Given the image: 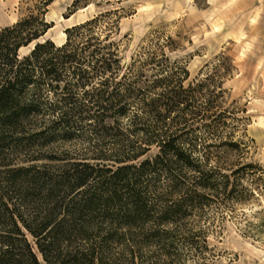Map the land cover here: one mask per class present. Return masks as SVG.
<instances>
[{
	"label": "rangeland",
	"instance_id": "rangeland-1",
	"mask_svg": "<svg viewBox=\"0 0 264 264\" xmlns=\"http://www.w3.org/2000/svg\"><path fill=\"white\" fill-rule=\"evenodd\" d=\"M41 1L0 0V29L29 16H40L51 26L38 40L19 48L20 58L27 56L36 42L49 40L62 45L65 29L89 23V31L84 30L80 39L90 45L85 54L97 49L101 54L111 51L116 60L112 66L117 70L115 78L136 61L135 69L142 73L136 85L142 88L150 85L152 75L161 73V67L184 69L187 75L182 89L187 90L192 106L181 111L179 119L171 121L177 114L166 118L168 130L151 115H146L143 123H131L133 110L127 109L116 119H104L102 126L115 128L106 136H95V121L81 120L78 115L72 124L76 130L65 132V128L55 136H40L34 133L50 126L59 113L42 104L39 112L31 115L34 127L26 130L27 134L4 137L2 143L9 142V148L1 151L5 162L0 170L32 167L16 173L12 188L4 183V197H16L24 217L37 224L47 221L48 229H54L68 209L81 206L82 197L99 192L98 186L92 185L95 180H91L97 177L94 173L87 179L88 186L78 189L83 193H71L68 182L72 174L90 172L77 163L112 169L138 164L158 153L156 142L131 162L114 165L93 158L100 152L123 150L127 139L132 143L137 139L154 141L156 135L163 138L173 133L181 136L176 141L179 149L211 153L210 162L220 163L222 173L230 176L227 191H234L227 199L212 197L204 206L187 210L190 216L184 221L196 219V229L205 232L209 254L205 263L264 264V0H50L43 6ZM59 84L62 87L63 82ZM43 87L48 91L46 82ZM34 93L28 91L24 102ZM65 107L63 104L60 110ZM155 126L162 132L156 134ZM240 166L244 167L235 185L230 173ZM164 175L162 172L157 179L147 182L144 178L140 185H130L132 197L121 189L118 196L155 204L158 212L162 205L180 198V185ZM146 209H150L148 204ZM118 210L116 206L110 212ZM145 221L141 227L146 231L151 224ZM77 242L62 240L60 250Z\"/></svg>",
	"mask_w": 264,
	"mask_h": 264
},
{
	"label": "trees",
	"instance_id": "trees-1",
	"mask_svg": "<svg viewBox=\"0 0 264 264\" xmlns=\"http://www.w3.org/2000/svg\"><path fill=\"white\" fill-rule=\"evenodd\" d=\"M49 1L43 0L40 5H47ZM88 25L65 29L66 40L60 46L49 40L36 42L30 53L21 58L19 48L38 40L51 26L40 16H29L0 29V164L5 162L1 151L9 148V142L2 143L5 135L27 134L26 130L34 127L30 124L31 115L38 113L42 104L48 111L57 109L59 113L50 120V126L34 133L40 136H55L65 128V132L76 130L72 124L76 123L77 115L81 120L95 121L92 129L95 136H106L115 128L102 126L104 119H116L127 109L133 110L131 123H143L145 116L151 115L161 126L171 114H177L171 118L174 121L180 118L181 111L192 106L187 90L182 89L187 75L184 69L161 67V73L152 75L150 85L142 88L136 85L142 73L135 69L133 60L126 72L115 78L117 70L112 66L116 60L111 51L101 54L97 49L85 54L90 45L80 39L84 30L89 31ZM45 82L48 91L43 87ZM28 91L35 93L25 103ZM63 104L66 107L60 110ZM168 127L164 125V130ZM154 130L156 134L162 132L160 127L155 126ZM155 137L154 141L137 139L133 143L127 139L123 150L112 154L100 152L93 158L108 160L114 165L131 162L145 155L156 142L158 153L138 164L112 169L106 165L100 168V165L77 163L76 166L90 172L72 174V181L68 182L71 193H83L78 189L88 186L87 179L94 173L97 177L91 180H95L92 185L98 186L95 188L99 192L82 197L81 206L68 209L67 216L51 230L47 221L37 224L24 217L22 204L17 203L16 197H4L7 195L3 191L4 183H10L6 185L12 188L16 185V173L32 167L0 170V264H206L209 254L205 232L196 229V219L184 220L190 216L187 210L204 206L213 201L212 197L231 196L234 191H227L230 176L222 173L220 163L210 162L211 153L200 155L195 149H179L176 141L180 135ZM242 167L230 173L235 185ZM162 172L169 182L180 185L177 189L180 198L162 205L158 212L155 204L137 198L126 201L118 196L117 190L121 189L132 197L130 185H140L144 178L147 182L157 179ZM116 206L119 210L110 212ZM145 220L151 224L146 231L141 227ZM62 240L67 244L78 242L74 247L69 245L65 246L66 250H60Z\"/></svg>",
	"mask_w": 264,
	"mask_h": 264
}]
</instances>
